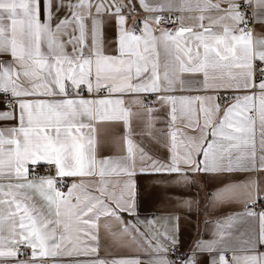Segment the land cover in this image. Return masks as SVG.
<instances>
[{
    "label": "snow or ice",
    "instance_id": "1",
    "mask_svg": "<svg viewBox=\"0 0 264 264\" xmlns=\"http://www.w3.org/2000/svg\"><path fill=\"white\" fill-rule=\"evenodd\" d=\"M0 103V264H142L102 257L101 233L121 250L143 239L152 264H197L201 252L210 264H264V187L251 176L213 194L243 210L187 258L167 255L178 251L179 217L141 222L149 236L122 215L138 219L141 175L188 184L264 172V0H0ZM161 109L167 156L157 159L133 125L159 143ZM117 128L125 154L98 156L101 133ZM169 191L153 182L154 195ZM245 217L258 219V235L229 261L226 229Z\"/></svg>",
    "mask_w": 264,
    "mask_h": 264
},
{
    "label": "crops",
    "instance_id": "2",
    "mask_svg": "<svg viewBox=\"0 0 264 264\" xmlns=\"http://www.w3.org/2000/svg\"><path fill=\"white\" fill-rule=\"evenodd\" d=\"M156 2H162V0H156ZM176 2L179 4L180 0H176ZM173 15H181V13L174 12ZM183 15L187 17L191 14L184 12ZM190 22L191 21L187 19L185 20V23ZM129 26H131V21L129 22ZM257 30H259L258 26ZM115 38V26L110 23L105 29L106 47L109 51H111L114 46ZM192 86H196L195 82H192ZM189 94L195 95L196 93ZM152 99L151 97L149 98V103H151ZM152 106L159 108L158 104H152ZM222 106L226 105L222 103ZM3 107V104L0 103V110H2ZM135 107H138V105ZM153 115L160 117V119L155 121V127L152 129V134L159 143L146 135L139 134L144 131L143 123H134L133 127L137 134L133 136V139L139 143L141 147H144L153 157L164 159L167 156V151L161 145L166 140V137L163 135V131H166L163 122L165 113L164 110L161 109L159 112L153 113ZM123 131V128H117L116 130L109 129L102 132L97 149L98 156L115 157L124 155L125 153L121 141L116 138V135L123 133ZM250 176L257 181L260 187H264V172L234 173L229 177L199 173L194 175V182L188 184L175 182L180 179L179 174L141 175L137 177L139 188L137 197L138 219L137 216H131L126 213L122 215L126 221L137 223L141 232L149 236L151 235L150 229L141 222L155 220L163 224L166 221L173 220L174 217H179V243L177 247L187 253V257H189L195 252L198 242L212 241L217 238V221H224L227 217L243 210L240 204H220L214 202L212 200L213 194L227 183L241 182L248 179ZM156 180H163L168 183L170 189L168 195L162 197L152 193L153 182ZM64 190H67L66 186ZM184 202H189L190 207ZM226 231L231 233V235L225 237L224 241L226 246L231 250L227 255V259L231 261L232 251H235L237 255L247 254L241 251L242 248L246 247L243 242L245 240L256 239L259 231L258 219L245 217L236 222L232 227L227 228ZM101 236L102 247L99 254L102 257L105 256L106 252L110 249L114 254L136 256L139 257L142 264H152V260L156 255L154 249L149 247L148 244L139 237L137 243L129 242L128 248L121 250L111 248L109 242L103 238V233H101ZM258 251L264 253V245L258 246ZM161 255H163V253H161ZM212 255H215V253ZM196 259L197 264H210L211 256L201 252L196 253Z\"/></svg>",
    "mask_w": 264,
    "mask_h": 264
},
{
    "label": "built area",
    "instance_id": "3",
    "mask_svg": "<svg viewBox=\"0 0 264 264\" xmlns=\"http://www.w3.org/2000/svg\"><path fill=\"white\" fill-rule=\"evenodd\" d=\"M167 15L168 13H164ZM223 95V93H222ZM223 103V101H221ZM233 102V101H230ZM41 174H46L45 170L43 168L39 169ZM256 211H264V202H258L256 205ZM177 247V246H176ZM178 251L170 252L168 253V258L169 259H175L177 256H180L181 258H187V253L183 252L179 247H177Z\"/></svg>",
    "mask_w": 264,
    "mask_h": 264
}]
</instances>
